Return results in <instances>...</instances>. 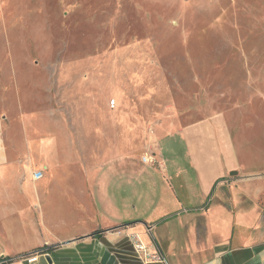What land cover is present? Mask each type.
<instances>
[{"label": "rangeland", "instance_id": "374dc122", "mask_svg": "<svg viewBox=\"0 0 264 264\" xmlns=\"http://www.w3.org/2000/svg\"><path fill=\"white\" fill-rule=\"evenodd\" d=\"M258 92L264 0H0V213L74 181L69 169L97 181L115 163L121 198H140L127 167L157 142L167 167H186L178 134L163 135L235 113L234 135L264 118Z\"/></svg>", "mask_w": 264, "mask_h": 264}, {"label": "crops", "instance_id": "0c3cea01", "mask_svg": "<svg viewBox=\"0 0 264 264\" xmlns=\"http://www.w3.org/2000/svg\"><path fill=\"white\" fill-rule=\"evenodd\" d=\"M235 116L215 114L163 135L178 134L186 167H167L158 142V166L127 167L143 177L141 200L121 198L116 163L100 168L97 181L68 168L74 181L34 188L31 203L0 213V257L28 264L23 257L42 252L31 264H143L130 242L137 234L167 264H264V118L233 135L227 124L235 126Z\"/></svg>", "mask_w": 264, "mask_h": 264}, {"label": "built area", "instance_id": "2783aa9c", "mask_svg": "<svg viewBox=\"0 0 264 264\" xmlns=\"http://www.w3.org/2000/svg\"><path fill=\"white\" fill-rule=\"evenodd\" d=\"M142 162L149 166H154V164L157 161L153 155H150V156L143 157ZM42 176H43L42 173L37 171V172L32 173L31 177L33 181H38L42 178ZM130 242L134 250V253L136 254V256L140 259V261L143 264H152V263L167 264L161 252L157 250L152 244L151 245L145 244L137 234H133L130 236ZM40 254H43V253L34 252L27 257H23V259H25V261L28 264H31L37 260ZM0 259H1L0 264L1 263L6 264L5 257H1Z\"/></svg>", "mask_w": 264, "mask_h": 264}, {"label": "water", "instance_id": "95a60500", "mask_svg": "<svg viewBox=\"0 0 264 264\" xmlns=\"http://www.w3.org/2000/svg\"><path fill=\"white\" fill-rule=\"evenodd\" d=\"M231 175H235V173H231Z\"/></svg>", "mask_w": 264, "mask_h": 264}]
</instances>
